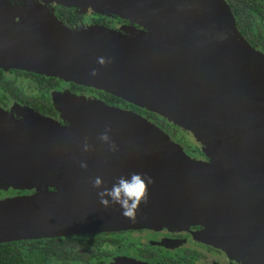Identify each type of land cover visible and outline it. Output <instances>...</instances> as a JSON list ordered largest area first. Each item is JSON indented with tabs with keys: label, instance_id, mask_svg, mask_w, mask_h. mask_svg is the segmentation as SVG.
I'll use <instances>...</instances> for the list:
<instances>
[{
	"label": "water",
	"instance_id": "95a60500",
	"mask_svg": "<svg viewBox=\"0 0 264 264\" xmlns=\"http://www.w3.org/2000/svg\"><path fill=\"white\" fill-rule=\"evenodd\" d=\"M49 2L131 24L71 28ZM241 36L227 0H0L1 68L121 97L189 129L210 157H187L142 115L95 97L58 94L54 104L67 125L32 108L15 115L0 106V189H37L0 199V243L201 226L206 242L246 264H264V193L208 179L264 181V81H255L243 59L244 40L233 44ZM106 130L116 151L99 139ZM132 173L154 180L135 219L118 205L105 207L98 194ZM97 177L102 188L93 187Z\"/></svg>",
	"mask_w": 264,
	"mask_h": 264
},
{
	"label": "flooded vegetation",
	"instance_id": "af4514ba",
	"mask_svg": "<svg viewBox=\"0 0 264 264\" xmlns=\"http://www.w3.org/2000/svg\"><path fill=\"white\" fill-rule=\"evenodd\" d=\"M256 5H259L261 9L264 10V0H252ZM41 4H45L41 2ZM61 4L53 3L51 8L54 13L57 15L56 7ZM64 6V5H61ZM68 7V6H65ZM71 8L75 14H80V20L77 21L75 25L65 24L59 17V19L67 26L74 28L79 26H91L94 24H102L100 22H96L94 18L96 15L101 13H94L90 10H82L80 7L72 6ZM232 11V9H231ZM88 13H91V21L90 23L85 22ZM235 21H238V16L234 14L232 11ZM112 19L113 23L111 24L112 28L120 29L122 27H129L131 22L128 19H123L117 15H105ZM256 16L258 19L263 17L262 13L256 12ZM117 22V24H115ZM259 22V21H257ZM237 24V22H236ZM258 24H262L259 22ZM136 27L138 25L133 24ZM106 26V25H105ZM123 32H125L123 30ZM255 32L256 38L255 40H249V43L255 47H258L264 53V45L261 43V38L259 37L258 29L256 28ZM1 68V67H0ZM3 69V68H2ZM15 68L3 69V74L5 78L10 79L12 81H16L19 90H22L23 94L32 95L33 93H37L39 95L42 94L38 86V82L34 81L32 77L29 76H19L18 72L14 71ZM18 70V69H16ZM20 70V69H19ZM26 71V70H22ZM58 80H54L53 83L49 86H45L44 89L47 97H49V102L52 104V107L47 105L46 101L42 102V106L44 111L40 108H36L32 105H29L21 99L10 95L6 92H2L0 89V106L7 110L13 111L15 115H17V110L22 107L32 108L42 115L52 118L58 121L61 125H67L69 122L64 118L62 113L56 108L54 104V98L58 96V94H65L68 92H72L78 95H82L85 99L90 97H95L98 100H101L106 105L111 107H116L123 110H131L137 114L142 115L146 119H148L151 123L156 125L159 128L164 129L173 137L178 136L180 134L179 126L184 129L185 127L179 125L178 123H174L169 118L155 113L158 117H151L147 113H143L135 109L130 102L125 101H113L110 102L106 100L100 94V89L88 86L89 89L85 90H75L72 82L65 81L63 79L57 78ZM142 108V107H141ZM145 109V108H144ZM147 110V109H146ZM152 112V111H151ZM22 118V116H19ZM164 120L163 126L159 123L158 119ZM175 124V126L173 125ZM186 129V128H185ZM189 130V129H187ZM190 134L193 133L189 130ZM194 136V135H193ZM199 142V140L196 138ZM200 144V145H199ZM186 145V144H185ZM198 147H194L193 151L198 152V157L204 156L201 151L204 149L200 146L201 142L197 143ZM185 148V146H183ZM186 149V148H185ZM207 155V154H206ZM206 161H210V157L205 156ZM50 189H53L52 187ZM2 194H0V199L22 195V194H33L37 192L36 188L32 189H14L9 188L7 190L0 189ZM3 193L5 195H3ZM3 195V196H2ZM201 226H189L185 229H170L168 227H159V228H138V229H124L118 231H106V232H95V233H86V234H69V235H58L51 237H40V238H29L15 241H24L20 245L23 247L25 256L23 257V261L25 264H246L242 260H238L236 257L230 255L228 251L223 249L222 247L209 244L200 240H194L192 237L197 234V231L201 230ZM93 234H106V238H113L111 241H103L101 245L95 249L88 250L90 252L95 253V255L90 256L89 258H80L78 260L69 256L72 244H66V249H62L65 243L59 241V239L55 238H67L72 236H83V235H93ZM93 242H88L87 244H92ZM41 254L40 258L38 256H31L33 254V250L35 249ZM57 250L59 252L57 253ZM86 251V252H88ZM54 252V253H52ZM56 254V255H55Z\"/></svg>",
	"mask_w": 264,
	"mask_h": 264
},
{
	"label": "trees",
	"instance_id": "16d2710c",
	"mask_svg": "<svg viewBox=\"0 0 264 264\" xmlns=\"http://www.w3.org/2000/svg\"><path fill=\"white\" fill-rule=\"evenodd\" d=\"M230 9L234 12L236 16H238L237 22V28L239 29L240 33L249 40H255L256 38V28L258 29L259 37L261 38V43L264 45V10L260 8L259 5H256L252 0H227ZM58 17L68 25H75L77 24V21L80 20V14H75L71 10V8L58 5L56 7ZM256 12L262 13L263 17L261 19H258L256 16ZM96 22H100L103 25L111 26L113 23L112 19L108 16H103L101 14L96 15L94 18ZM262 24H258L259 22ZM249 40H247L249 42ZM3 69L0 68V89L2 92H6L10 95H13L21 101L32 105L36 108H40L42 111H44L42 102L46 101L47 105L52 107V104L49 102V97H47L44 89L45 86L51 85L54 80H58L56 77L53 76H46L44 74H38L31 71H22V70H16L14 71L18 72L19 76H29L32 77L34 81L38 82L39 89L43 92L41 95L37 93H33L32 95L23 94L22 90H19L20 87L17 86L15 83L16 81H12L10 79L5 78L3 74ZM75 90H85L89 89L88 86L77 84L72 82ZM47 89V88H46ZM45 89V90H46ZM100 94L102 97H104L106 100L113 102V101H125L128 102L125 99H122L121 97H118L116 95H113L111 93L100 91ZM130 104L137 110L142 111L143 113H147L151 117H158L155 113L146 110L144 108H141L133 103L130 102ZM159 123L163 126L164 120H161L160 118H157ZM0 190V194H1ZM59 239L62 243H65L63 245L62 249H66V244L70 243L72 244V247L69 248L70 255L74 259L78 260L80 258H89L92 255H95V253L90 252L88 250L95 249L101 245V243L105 240L111 241L113 238H106V234L100 235V234H93V235H83V236H72L67 238H55ZM24 241H8L0 243V264H25L26 262L23 261V257L25 256V252L23 247L20 245ZM93 242L92 244L87 243ZM88 251V252H86ZM59 250H57V253ZM31 256H38L40 258L41 254L35 249L32 252ZM54 253V252H52ZM56 255V254H55Z\"/></svg>",
	"mask_w": 264,
	"mask_h": 264
},
{
	"label": "rangeland",
	"instance_id": "374dc122",
	"mask_svg": "<svg viewBox=\"0 0 264 264\" xmlns=\"http://www.w3.org/2000/svg\"><path fill=\"white\" fill-rule=\"evenodd\" d=\"M52 4H53L52 2L46 3V6L49 10H51ZM90 15H92V14L88 13V16L86 17L85 22L90 23V21L92 20ZM115 24H117V22ZM80 27H85V26H80ZM137 27H139V26H137ZM243 40H244V45L247 46V48H245V51L242 53L243 59L247 64L252 65V67L249 68V71L252 73V75L255 76V81H256L257 77H259L261 80L264 81V68L261 70L262 66L257 63V62H261L263 64V62H264L263 51H261L258 47H255L252 44H250L249 42H247L242 36H241L240 40L234 38L233 44L239 45ZM85 106H88V105H85ZM98 106H100V105H98ZM99 118L105 119V117L102 115V113H99ZM173 125L175 126V124H173ZM159 129L162 130L175 144H178L187 157L194 159V160H199V161L205 160V156L207 157L206 153L204 151H201V148L204 149L202 144L199 148H200L201 153L204 154V156L198 157V152L196 153L193 151L194 147H198L197 143H199V142L196 140L195 136H193L192 134H190V132H188L189 130H187L185 128L182 129V127L179 126V129L181 131L180 134H178V136H176V137H173L168 132H166L164 129H162V128H159ZM145 146H146L148 151H151L154 148V146H150L147 142H145ZM183 146H185L186 149ZM203 173L206 177H208V173L206 171H204ZM215 175L216 176H214V177H208V179H211L214 183L222 184V185L229 186L232 188L244 189V190H249V191L258 192V193H264L261 190V187L259 186V185H262L264 187V181H261L262 178L258 179L256 177H251V178H249V180L253 183L250 182L248 184V178H247L246 180L244 179V181H241L237 184L235 182V180L232 178L225 177L221 174H215ZM245 184H247L248 187L247 186L245 187ZM3 195H5V194L3 193ZM199 231H197V234L194 233L192 238L194 240H200V241L206 242L204 240V238L201 235H199ZM206 243H208V242H206ZM209 244H211V243H209Z\"/></svg>",
	"mask_w": 264,
	"mask_h": 264
},
{
	"label": "clouds",
	"instance_id": "9594fccd",
	"mask_svg": "<svg viewBox=\"0 0 264 264\" xmlns=\"http://www.w3.org/2000/svg\"><path fill=\"white\" fill-rule=\"evenodd\" d=\"M104 63L103 59L100 61ZM93 75L96 74L93 70ZM110 130L102 133L99 139L109 145V150L116 151L117 145L112 141ZM91 146L85 143L84 150L88 151ZM86 168V163H81ZM154 183L152 177L142 173H132L129 176H120L110 188H102L103 181L100 177L95 178L93 187L102 188L98 193L101 204L105 207L118 205L122 214L130 219H135L141 204L147 203L149 197V186Z\"/></svg>",
	"mask_w": 264,
	"mask_h": 264
}]
</instances>
